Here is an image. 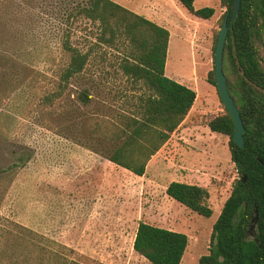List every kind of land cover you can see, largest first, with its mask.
Listing matches in <instances>:
<instances>
[{
	"label": "rangeland",
	"instance_id": "obj_1",
	"mask_svg": "<svg viewBox=\"0 0 264 264\" xmlns=\"http://www.w3.org/2000/svg\"><path fill=\"white\" fill-rule=\"evenodd\" d=\"M82 1L0 0V264H151L132 247L139 222L186 234L180 264H198L238 178L229 138L207 126L223 113L207 79L226 9L220 0H195L196 9H214L201 19L169 3L165 75L194 89L196 100L137 176L100 153L149 90L122 73L127 49L96 44V27L69 16ZM113 1L145 8V0ZM257 21L254 45L264 66V18ZM64 37L90 52L84 71L68 82L60 80L69 60ZM223 72L234 82L225 53ZM83 90L88 104L78 98ZM171 181L206 188L212 215L170 198Z\"/></svg>",
	"mask_w": 264,
	"mask_h": 264
},
{
	"label": "trees",
	"instance_id": "obj_2",
	"mask_svg": "<svg viewBox=\"0 0 264 264\" xmlns=\"http://www.w3.org/2000/svg\"><path fill=\"white\" fill-rule=\"evenodd\" d=\"M176 1L201 19L214 13L212 7L196 9L195 0ZM220 2L229 22L234 0ZM75 9L69 16H81L96 27V44L127 49L120 62L122 73L142 81L149 90L139 96L135 113L121 118L111 148L100 153L109 162L142 176L151 156L191 110L196 91L164 73L169 42L165 27L113 0H83ZM258 16L264 18V0H241L226 37L224 53L235 73L234 82L227 80V86L245 127L244 146L233 141L234 123L219 97L223 113L210 119L207 126L229 138L230 159L238 178L212 226L208 252L199 257L198 264H264V66L254 45ZM60 43L69 56L60 80L68 82L84 71L90 52L72 46L68 37ZM207 81L216 87L214 69ZM78 98L83 104L92 100L87 90ZM20 161V166L27 162L26 158ZM165 192L203 217L213 213L207 204L209 192L202 186L171 181ZM255 210L258 216L251 234ZM187 245L188 236L182 232L139 222L132 247L151 264H180Z\"/></svg>",
	"mask_w": 264,
	"mask_h": 264
},
{
	"label": "water",
	"instance_id": "obj_3",
	"mask_svg": "<svg viewBox=\"0 0 264 264\" xmlns=\"http://www.w3.org/2000/svg\"><path fill=\"white\" fill-rule=\"evenodd\" d=\"M241 0H234L233 11L228 22V13L224 16L221 27L218 31L217 40L214 49V77L216 82V89L218 95L221 99L222 104L228 111L234 123V132H233V141L242 148L244 146L243 133L245 132V127L240 117L239 110L234 102L233 97L231 96L228 86L227 78L223 72V55H224V46L226 43V37L228 30L233 25V22L239 12ZM244 180V179H243ZM258 211L255 210L254 216L251 221L250 231L253 234L255 224L257 221Z\"/></svg>",
	"mask_w": 264,
	"mask_h": 264
},
{
	"label": "crops",
	"instance_id": "obj_4",
	"mask_svg": "<svg viewBox=\"0 0 264 264\" xmlns=\"http://www.w3.org/2000/svg\"><path fill=\"white\" fill-rule=\"evenodd\" d=\"M172 2L179 4L176 0H145L142 3L145 5V8H140L138 10L132 8V10L139 13L140 15H143V17L155 22L156 24L164 27L165 25H167L164 23L168 22V17H169L168 12L170 10L169 3H172ZM181 7H183V6H181ZM183 8H181V9H183ZM184 10L187 11L185 8H184ZM164 73H165V70H164ZM180 182H182V181H180ZM166 186H165V189H166ZM135 233H136V231H135ZM134 237H135V234H134ZM133 240H134V238H133Z\"/></svg>",
	"mask_w": 264,
	"mask_h": 264
}]
</instances>
